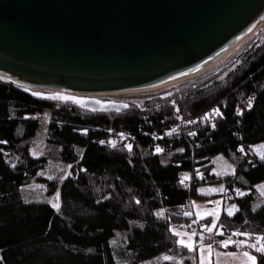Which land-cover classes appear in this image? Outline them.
<instances>
[{
	"label": "trees",
	"instance_id": "16d2710c",
	"mask_svg": "<svg viewBox=\"0 0 264 264\" xmlns=\"http://www.w3.org/2000/svg\"><path fill=\"white\" fill-rule=\"evenodd\" d=\"M128 105L92 114L0 80V264H192L172 227H193L187 203L215 199L198 187L211 181L218 155L232 166L223 195L235 211L199 226L214 221L210 232L264 240L256 189L264 156L250 152L264 142V40L231 70ZM44 113L42 151L33 156ZM49 161L64 168L46 176ZM243 249L264 264V252Z\"/></svg>",
	"mask_w": 264,
	"mask_h": 264
},
{
	"label": "water",
	"instance_id": "95a60500",
	"mask_svg": "<svg viewBox=\"0 0 264 264\" xmlns=\"http://www.w3.org/2000/svg\"><path fill=\"white\" fill-rule=\"evenodd\" d=\"M264 25V0H0V80L92 114L224 62ZM89 96V97H81Z\"/></svg>",
	"mask_w": 264,
	"mask_h": 264
},
{
	"label": "rangeland",
	"instance_id": "374dc122",
	"mask_svg": "<svg viewBox=\"0 0 264 264\" xmlns=\"http://www.w3.org/2000/svg\"><path fill=\"white\" fill-rule=\"evenodd\" d=\"M264 40V30L263 32L253 41H251L238 55H236L232 60H230L228 63L222 65L221 67L215 69L214 71L202 75L196 78H193L192 80H189L188 82H185L184 84L180 85L179 87L172 89L170 91H165L163 93H149V94H131V95H96V98H101L103 100H111L115 102H125L130 105H141L142 102L155 98V97H163L168 94H170L173 91L178 90L180 87L199 81L203 78H206L217 71H219L222 68H227V70L233 69L237 64L240 56L249 49L253 44H260ZM226 73V72H225ZM224 73V74H225ZM223 74V75H224ZM222 75V76H223ZM47 124V118L46 114H42L41 122L37 128V131L35 133V136L32 140L31 146H30V153L33 156H38L41 154L43 143H44V129ZM250 152L254 153L258 157L264 156V142L253 144L250 146ZM211 163L214 165L212 170V179L209 183L201 185L198 187V193L200 195L204 196H216L215 199L207 198V199H196L191 201V206L188 207V214H191L192 205H193V211L195 212V215L197 217H204V214L202 209L208 208L209 213L213 214L216 211V207L214 202H217L218 204H223L222 206L226 209V214L229 215V213L232 211V206L226 199H224L225 194V188H224V182L230 176L232 173V166L226 161V159L220 155L215 156L211 159ZM64 168L63 164H60L58 162L49 161L47 167L44 170V173L46 176H53L58 170ZM256 189L258 192L264 196V182L256 185ZM222 196V197H221ZM227 201V202H226ZM59 204V198H58V192H55L50 200V205L52 208L56 209ZM53 205H57V207H53ZM220 206V205H219ZM208 215V214H206ZM215 218H213L214 220ZM198 224H193V227H196ZM214 226V225H213ZM178 228V231H177ZM179 227H172V231L176 233L177 235H181L179 231ZM208 230V229H206ZM212 230V229H211ZM187 232V236L182 239L179 238V243L184 245L189 244L193 249V241L194 240V234L191 230V232ZM179 233V234H178ZM219 233V232H216ZM236 240L233 236H229L228 239H225L224 242H222L220 245H210V244H203L201 242H198V250H191L194 252V262L192 264H251V261H246L245 263L240 262L239 258L246 257L244 255L245 252L249 253L250 256H254L250 251H247L243 249V246L249 245L251 248L255 249L257 251V248H260L264 246V240L257 239L256 241H253L250 243L249 241L246 242V238H239ZM236 243V249L235 250H228L226 246ZM255 245V247H253ZM188 249V248H187ZM261 252V251H260Z\"/></svg>",
	"mask_w": 264,
	"mask_h": 264
},
{
	"label": "crops",
	"instance_id": "0c3cea01",
	"mask_svg": "<svg viewBox=\"0 0 264 264\" xmlns=\"http://www.w3.org/2000/svg\"><path fill=\"white\" fill-rule=\"evenodd\" d=\"M223 202V201H222ZM221 202V203H222ZM227 202V201H226ZM215 203V206H217L216 207V211H215V213H213V214H211V213H209V209L206 207V208H204V210L202 209V211L201 212H203V214H204V217H197L196 215H195V212L193 211V205H192V210H191V214H192V218H193V220H192V224H198L199 222H201L202 220H204L205 218H207V217H210V218H215L216 219V217L218 216V214L221 212V211H223V212H225L226 213V209H225V207H223L222 205L223 204H218L217 202H214ZM220 205V206H219ZM231 206L233 207L232 208V214L234 213V211H235V206L233 205V204H231ZM206 214H208V215H206ZM214 219V220H215ZM210 224H206V226H207V228L206 229H214V221H210L209 222ZM203 226V225H202ZM204 227V226H203ZM179 231H180V234L181 235H178V237L179 238H181V236H182V239H184L186 236H187V232L186 231H188V232H191V230H192V226L190 227V229H188V228H186V227H179ZM209 230V231H210ZM177 231H178V228H177ZM179 234V233H178ZM198 242L197 243H194V241H193V249H191L192 247H190L191 245H187V244H185V247H187L190 251L191 250H198ZM184 246V245H183ZM240 259V262H242V263H245L246 261H249V258L248 257H244V258H239Z\"/></svg>",
	"mask_w": 264,
	"mask_h": 264
},
{
	"label": "bare ground",
	"instance_id": "6f19581e",
	"mask_svg": "<svg viewBox=\"0 0 264 264\" xmlns=\"http://www.w3.org/2000/svg\"><path fill=\"white\" fill-rule=\"evenodd\" d=\"M264 30V25L262 27H260L236 52H234L228 59H226L224 62H222L221 64H219L218 66L200 74V75H197L193 78H196V77H199V76H202V75H206L212 71H214L215 69L221 67L222 65L228 63L230 60H232L236 55H238L251 41H253L254 39H256ZM193 78H190V79H187V80H184V81H181V82H178V83H175V84H172L170 86H167V87H164V88H161L159 90H156V91H153V92H147V93H140V94H149V93H154V94H158V93H163L165 91H170L172 89H175L177 87H179L180 85L184 84L185 82H188L189 80H192ZM101 95H106V94H101ZM110 95V94H109ZM111 95H124V94H111ZM125 95H131V94H125ZM139 95V94H137ZM96 96V95H95Z\"/></svg>",
	"mask_w": 264,
	"mask_h": 264
},
{
	"label": "built area",
	"instance_id": "2783aa9c",
	"mask_svg": "<svg viewBox=\"0 0 264 264\" xmlns=\"http://www.w3.org/2000/svg\"><path fill=\"white\" fill-rule=\"evenodd\" d=\"M193 121H195V119L193 118L188 119V122L190 123H192ZM189 206H190V203H187L186 207L188 208ZM193 234H194L195 243L201 242L203 244H210V245H219L225 239L229 238V236H221L219 233H214V232L204 230L202 226H199V224L196 225V227H194Z\"/></svg>",
	"mask_w": 264,
	"mask_h": 264
},
{
	"label": "snow or ice",
	"instance_id": "6c2138e0",
	"mask_svg": "<svg viewBox=\"0 0 264 264\" xmlns=\"http://www.w3.org/2000/svg\"><path fill=\"white\" fill-rule=\"evenodd\" d=\"M33 95H36V93H33ZM215 112L217 115L220 114L218 110H215ZM205 119H207V117H205ZM157 151H160V149H157ZM53 207H57V205H53ZM231 214L232 213L230 212L229 215H231ZM253 247H255V245H253ZM257 251L264 252V246L257 248ZM244 255L249 258V260L251 261V264H256V257L250 256L249 253H247V252H245Z\"/></svg>",
	"mask_w": 264,
	"mask_h": 264
},
{
	"label": "flooded vegetation",
	"instance_id": "af4514ba",
	"mask_svg": "<svg viewBox=\"0 0 264 264\" xmlns=\"http://www.w3.org/2000/svg\"><path fill=\"white\" fill-rule=\"evenodd\" d=\"M81 97H89V96H81ZM96 98V97H95ZM97 99H100V100H103V99H101V98H97ZM64 104L66 105V106H72L73 107V103L70 101V100H66L65 102H64Z\"/></svg>",
	"mask_w": 264,
	"mask_h": 264
}]
</instances>
